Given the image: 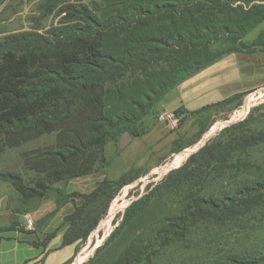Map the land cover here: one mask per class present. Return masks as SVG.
<instances>
[{"label": "trees", "instance_id": "1", "mask_svg": "<svg viewBox=\"0 0 264 264\" xmlns=\"http://www.w3.org/2000/svg\"><path fill=\"white\" fill-rule=\"evenodd\" d=\"M61 1L65 0L51 2ZM72 1L74 4L66 8L69 20L59 28L0 42V57L4 51L23 52V68L8 69L33 87L28 94L0 92L6 101L1 113L8 112L0 116V153L3 148H18L43 137L55 138L52 145L24 154V167L27 173L37 175L36 181L27 183L23 175L10 172L0 174V179L11 183L26 199L55 196L58 208L75 196L68 195L62 186L105 166V147L119 145L126 132L132 137L144 135V119L183 81L227 55L264 51V36L251 44L243 41L264 22V4H256L264 0H94L92 6L84 4L86 0ZM59 57H69L64 67L39 62ZM242 99L243 94H239L197 112L188 113L184 108L175 112L183 118L182 124L189 116L210 122L219 109L233 103L236 107ZM261 144L264 131L207 144L172 171L163 187L201 179L212 167L223 170L235 154L245 155L249 148ZM139 176L128 172L83 195L84 206L65 220L64 244L86 242L106 215L109 203ZM59 184L62 186H56ZM190 200L195 204H188L183 215L175 218L180 223L190 216L239 218L253 208H264V181L238 191L229 199L230 207L225 206L226 200L217 203L198 196ZM150 202V195L135 202L96 256ZM135 252L138 249L130 246L117 264H138ZM262 258L235 257L230 262L261 264ZM93 262L91 258L86 264Z\"/></svg>", "mask_w": 264, "mask_h": 264}, {"label": "rangeland", "instance_id": "2", "mask_svg": "<svg viewBox=\"0 0 264 264\" xmlns=\"http://www.w3.org/2000/svg\"><path fill=\"white\" fill-rule=\"evenodd\" d=\"M51 1L0 0V42L25 33L48 34L67 22L70 13H67L66 8L74 2L65 0L55 4ZM93 1L86 0L84 4L92 6ZM262 36L264 22L246 35L243 41L251 44ZM1 56L0 92L15 90L18 94L30 93L33 87L13 75L18 72L12 73L8 69L23 68V52L4 51ZM68 61L69 57L39 60L62 67ZM2 95L0 93V96ZM5 104L6 101L0 97V116L8 113H1L6 107ZM235 109L231 111L232 116L229 119H226L230 115L228 113L214 118L212 128L205 134L211 137L202 142V148L207 144L225 141L233 135L239 137L242 134L251 135L264 131V88L248 94L243 106L242 101L236 102ZM246 110L248 115L245 116ZM244 111L246 113L241 116ZM54 141L53 136L43 137L18 148H3L0 153V174H21L27 183L29 180L36 181L37 175L33 172L27 173L24 167V154L52 145ZM202 148H198L191 156L198 154ZM236 156L239 157L237 162ZM181 160L183 156L175 164L178 165ZM234 163L236 167H231ZM170 173L163 177L158 175L139 178L122 188L109 203L107 213L101 220L99 240L93 244L91 250L95 249V246L101 248L105 245L135 202L150 195V204L139 212L108 246L101 249L97 256L98 248L84 263L81 262L85 258H81L77 264H86L91 258H94L91 264H117L119 260L124 259L130 246L138 249V252L133 253L134 259L139 261L138 264H232L230 261L235 257L263 259L264 208H253L245 216L235 219H205V216L194 219L190 216V219L180 223L175 218L183 215L184 209L191 204L190 199L194 196L206 200L213 199L217 203L226 200L225 206L230 207L229 199H233L238 191L251 186L253 182L264 181V144L249 148L245 155L235 154L232 162L223 170L212 167L208 175L201 179L191 180L181 186L164 188V180ZM12 189L9 183L0 179V194H9ZM194 204L193 202L191 205ZM0 229L6 230L7 227L2 226ZM141 251L144 252L143 255L139 254ZM261 264H264V260Z\"/></svg>", "mask_w": 264, "mask_h": 264}, {"label": "crops", "instance_id": "3", "mask_svg": "<svg viewBox=\"0 0 264 264\" xmlns=\"http://www.w3.org/2000/svg\"><path fill=\"white\" fill-rule=\"evenodd\" d=\"M262 88L264 51L234 53L223 57L170 92L165 101L156 107L155 112L144 119L143 124L147 129L144 135L133 137L122 150L118 144L109 143L105 147V166L97 167L93 172L64 184L62 187L68 195L75 196L60 208L55 196L26 199L11 183L3 181L9 183L13 189L9 194H0V227H7L0 232V264H77L81 258H85L81 262L84 263L98 248L95 246L91 250L93 244L99 240L102 221L86 242L64 244L68 229V226H64L65 220L77 208L84 206L85 200L82 196L93 193L101 183L119 180L131 171L138 173L139 178H149L158 175L163 177L181 168L189 156L204 146L202 142L211 137L205 134L212 128L214 118L228 113L230 115L226 119H229L232 116L231 111H235L236 107L233 103L219 109L211 116L210 122H205L199 116H189L175 131L159 121L161 113L180 108L188 113L197 112L239 94H243V106L248 94ZM206 126L208 129L202 133ZM181 156L183 160L176 165ZM27 216L33 221L32 227L28 226Z\"/></svg>", "mask_w": 264, "mask_h": 264}, {"label": "built area", "instance_id": "4", "mask_svg": "<svg viewBox=\"0 0 264 264\" xmlns=\"http://www.w3.org/2000/svg\"><path fill=\"white\" fill-rule=\"evenodd\" d=\"M158 119L159 121L166 123L172 131L178 130L181 127L183 121V118L175 111L163 112L159 115ZM27 222L28 226L32 227L33 221L30 216H27Z\"/></svg>", "mask_w": 264, "mask_h": 264}, {"label": "water", "instance_id": "5", "mask_svg": "<svg viewBox=\"0 0 264 264\" xmlns=\"http://www.w3.org/2000/svg\"><path fill=\"white\" fill-rule=\"evenodd\" d=\"M132 139H133L132 135L126 132L120 139L119 149L122 150L123 148H125L132 141Z\"/></svg>", "mask_w": 264, "mask_h": 264}]
</instances>
